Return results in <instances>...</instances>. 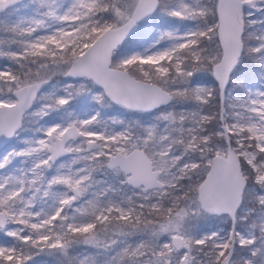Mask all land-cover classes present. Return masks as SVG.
Wrapping results in <instances>:
<instances>
[{"label": "snow or ice", "instance_id": "snow-or-ice-1", "mask_svg": "<svg viewBox=\"0 0 264 264\" xmlns=\"http://www.w3.org/2000/svg\"><path fill=\"white\" fill-rule=\"evenodd\" d=\"M0 61V264H264V0H0Z\"/></svg>", "mask_w": 264, "mask_h": 264}, {"label": "trees", "instance_id": "trees-1", "mask_svg": "<svg viewBox=\"0 0 264 264\" xmlns=\"http://www.w3.org/2000/svg\"><path fill=\"white\" fill-rule=\"evenodd\" d=\"M25 2H27V0H25ZM104 112L106 113L105 115V118H108V117H115V118H118V119H122L120 118V116L117 114V113H122L123 116L122 117H125L127 116V113H126V110H120L117 108H109V109H105ZM101 178V177H98V179ZM51 258L49 257H44V260L45 261H49Z\"/></svg>", "mask_w": 264, "mask_h": 264}, {"label": "rangeland", "instance_id": "rangeland-1", "mask_svg": "<svg viewBox=\"0 0 264 264\" xmlns=\"http://www.w3.org/2000/svg\"><path fill=\"white\" fill-rule=\"evenodd\" d=\"M0 63H3V61H0ZM119 116H120V118H122V119H126L127 118V116H125V117H122L123 116V114L122 113H117ZM0 151H3V149L1 148L0 149Z\"/></svg>", "mask_w": 264, "mask_h": 264}, {"label": "water", "instance_id": "water-1", "mask_svg": "<svg viewBox=\"0 0 264 264\" xmlns=\"http://www.w3.org/2000/svg\"><path fill=\"white\" fill-rule=\"evenodd\" d=\"M1 148H3V145H2V144H0V149H1Z\"/></svg>", "mask_w": 264, "mask_h": 264}, {"label": "flooded vegetation", "instance_id": "flooded-vegetation-1", "mask_svg": "<svg viewBox=\"0 0 264 264\" xmlns=\"http://www.w3.org/2000/svg\"><path fill=\"white\" fill-rule=\"evenodd\" d=\"M3 149V148H2Z\"/></svg>", "mask_w": 264, "mask_h": 264}]
</instances>
